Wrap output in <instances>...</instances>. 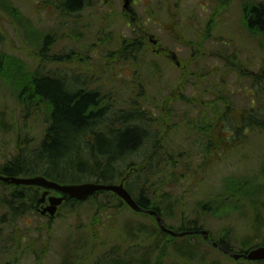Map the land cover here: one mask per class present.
Masks as SVG:
<instances>
[{
    "label": "rangeland",
    "instance_id": "rangeland-1",
    "mask_svg": "<svg viewBox=\"0 0 264 264\" xmlns=\"http://www.w3.org/2000/svg\"><path fill=\"white\" fill-rule=\"evenodd\" d=\"M123 2L85 0L83 10L60 17L64 14L58 0H0V53L19 59L22 70L25 69L23 72L39 71L44 75L64 77L68 88L69 84H78L83 90H98L104 100H112L116 111L142 110L152 126L150 130H155L160 137L165 134L161 147L166 145L167 156L173 157L178 167L186 166L185 149L194 146L196 141L193 134L185 136L188 127L177 130L181 121L179 117L189 110L181 103L180 96L193 98L204 93V101L213 100L212 91L219 87L220 96L228 97L237 114H245L253 98L254 109L264 111V92L255 83L264 74V38L249 33L243 23V6L246 8L251 4V12L252 7L264 6V0H130L129 14L125 13ZM130 15L137 22L128 20ZM143 28L158 40L157 54L153 52L154 46L148 37L144 39L141 35ZM207 31L211 32L208 35L211 38L205 40ZM46 39L52 44L48 55L61 57V63L40 59V55L46 53H41ZM123 41L139 42L135 61L119 58ZM161 49L175 54L184 69L195 50L203 54L187 70L205 77L189 79L178 92L179 99L175 98L167 107L170 94L182 81V70L159 55ZM211 53L224 56L234 53L232 61L244 63L247 78H242L236 71L229 72L218 57L210 56ZM22 70L12 69L10 76ZM4 78L7 75L0 77V164L17 152L18 136L24 141L29 139L26 148L38 145L48 121L44 108L40 114L25 112L15 100L13 86ZM220 108L224 109V106ZM168 110L172 111L171 114ZM235 141L243 143L233 152L226 149L225 154H219L218 150H213L205 165L192 168L191 172L198 176L191 173L189 179L188 174L185 178L183 172L187 166L177 168V176L165 180L161 190L156 184L166 177L164 174V178L159 175L154 186L149 185L146 189L151 198L160 199L161 194H169L171 197L158 200L163 204L162 209L169 204L177 216H184L186 224L195 221L199 230L208 232L210 240L226 241L233 252L240 253L262 242L264 193L257 200L260 205L249 208L245 205L248 198L242 193L233 197L226 190L225 183L238 179L234 182L236 186L242 182L241 186L245 187L243 183L247 178L253 183L260 182L264 133L253 131ZM154 150L152 142L147 143L125 161L122 168L130 163L146 167L149 164L146 163L147 157ZM187 150L192 153L190 148ZM150 161L152 166L165 165L163 155H157L155 159L152 155ZM208 165L212 167L208 169ZM83 170L79 168L77 174L69 175L67 179H83ZM144 175L132 177L129 181L135 180L137 188V184L141 186L145 179ZM166 175L169 176L168 172ZM11 187L0 186V264H61V249L65 247L72 251L65 257L81 260L77 262L81 264H127L129 259L140 257L147 264H186L176 256L177 244L183 247L185 257L194 256L187 261L188 264H264L233 260L209 248L201 236L176 243L165 242L155 248L156 237L145 238L146 234L138 230L142 224L151 230L148 227L154 226L151 219L124 207H120L121 210L95 209L86 203L60 210V216L51 224L47 219L29 213L8 224L2 219L8 208L16 207L17 202L11 197L14 192ZM138 194L136 190L135 195ZM165 219L166 225L175 228L181 224V220ZM138 236L144 238L139 241L140 254L137 250H129L136 244ZM12 240L18 243L31 240L30 253H24L22 247ZM24 243L21 244L24 246Z\"/></svg>",
    "mask_w": 264,
    "mask_h": 264
},
{
    "label": "trees",
    "instance_id": "trees-1",
    "mask_svg": "<svg viewBox=\"0 0 264 264\" xmlns=\"http://www.w3.org/2000/svg\"><path fill=\"white\" fill-rule=\"evenodd\" d=\"M58 1L59 6L61 4L60 9L67 12L63 13L64 16L79 12L85 5V0ZM221 6L226 5L222 4ZM247 8L248 7H243V9H245L243 23H245L248 29L247 31L251 34H260L259 36L264 38V6L260 4L257 8L253 9L252 12H249ZM12 13L18 15L17 12ZM249 15L253 17L252 19L250 18V20L246 18ZM210 31H207V36L204 38H208L209 33H211ZM138 46L139 43L136 41L134 43L132 41H123L118 52L119 58L127 62L135 61L136 55L138 54L136 52L139 51ZM51 47L52 44L47 43L46 39L43 42L44 49L41 52L46 53L40 55V59L50 63H61V57L48 55ZM232 58L233 56L224 60L225 66L238 71V74L243 76L244 73L242 69L238 64L232 61ZM16 68H20L21 70L23 68L19 59L0 53V77H5V75H7V78L4 79L13 86L16 102L25 108V112L27 111L30 114H40L44 108V115L47 116L48 121L41 142L38 145L26 148L29 139L27 138L24 141L18 136V144L16 146L17 152L10 156L8 160H5L3 164H0V175L11 177L40 175L59 184H76L83 181L112 184L123 180L126 174L132 169H137V165L134 163H130L124 168H122V165L143 147L140 143L142 139H144L147 129L144 128L146 126L140 125V122L143 121V117L139 115L142 114L140 113V109L119 110L118 112H114L116 110L114 104L111 103L112 100H104L98 90L88 93L84 90L75 91V89H77L76 85L69 84L71 86L68 88L64 77L44 75L39 71L28 73L23 72L25 70L23 69L10 76V70L12 71V69ZM183 71L181 78L182 85L185 84L186 79L188 81L192 77L200 79L205 77L191 72L187 74L185 70ZM12 78L14 80H12ZM255 83L256 86H259L261 91L264 92V74L261 78L256 79ZM203 95L193 96V98L179 97L181 103L190 108L179 117L181 121L177 125L182 128H190V132L192 134L194 133L196 136L203 135L205 140L208 139L209 145L211 144L214 148L217 146L218 152H220L221 147L223 150L224 143H228L225 138L221 137V133L223 132H230V143H235V145H233V143L231 144L229 150L242 144V141H239V144H236L237 142L235 141V130L237 128H239V136L244 132L243 129L264 133L263 109H250L246 111L245 114H237L229 99L220 96L221 91L219 87H215L212 91L213 100L206 102L204 101L206 98ZM166 102L169 104L171 102V97ZM220 103H222L224 109L219 107ZM196 107L203 111L200 113L195 111L194 108ZM206 110H208L210 114L204 113ZM120 112L124 114L122 120L126 122L125 127L127 128L125 130L115 131L113 128H110V131H108V139L98 134L94 137L95 143L92 147L90 146V148H88L89 145L86 143L83 144L88 132L92 133L96 129L103 127V119L101 120L97 118V116L104 114L105 119H108L104 124H112V127H114L115 120L113 121V118H110L109 114H119ZM171 112V110H168V114H171ZM96 118L97 125L99 126L92 124ZM98 120H100L99 123ZM31 142H29V144H31ZM152 143L153 147L156 148L157 141L154 140ZM83 145H85V148ZM160 151L161 150H159V152ZM160 155H163V161L165 162L164 166L160 167L157 165V167H146L142 172L134 174L133 176L140 177L142 174H145V179L142 180L141 186L137 184L136 188L135 180L130 182L129 179L125 181V187L128 192L134 196L133 198L141 208L156 211L160 214L161 218H163L164 222H166L165 218L167 217L173 220H181L179 228L169 227L174 232L195 231L199 229L196 227L195 221H193L192 224L188 222L186 224L184 222V216L181 214L177 216L173 211L174 208H171L169 204L166 206V209L163 207L166 213L163 211V204L159 203L158 200L171 197L169 194H161L159 196L160 199L156 197L151 198L146 188L149 185L154 186V180L158 179V176L161 175L163 178L166 176L163 180H158L156 184L161 190L166 184L165 180H171L177 176V168L184 169V167L187 166V170L183 172L186 173L183 174L186 178L191 170L190 165H192V161L196 155L189 156L187 154L188 159H186V166L179 167L177 166L178 162L174 161L173 157L170 155L167 156L165 149L162 148ZM262 163L263 165L261 164L259 172L261 177L259 183H253L249 178L245 179L246 183H243L245 187L241 186L242 182H240V186H236L234 182H237L238 179H232L225 183L226 190L229 191L233 197L236 196L235 194L242 193L244 197L248 198L249 202H246L245 205L249 208L258 207L260 204H257V200H259L264 193L263 157ZM79 168L85 169L81 172L83 179L68 180L67 177H70L72 174H77L76 170L79 171ZM166 172H168L169 176L166 175ZM132 173H134V171ZM2 185L3 184L0 183V186ZM136 190L139 191L138 196L135 195ZM14 192V195H12V193L11 197L17 202L16 207L11 208H15L17 214L28 212L35 208L38 199V195L35 191L28 188H14ZM86 203L98 208L124 206L119 199L106 192L95 194L93 197L89 198ZM86 203L70 202L64 207H77ZM262 207L263 205L261 208ZM150 219L152 223H154V226L149 230L144 224L141 232L146 234L145 238L153 239L156 237V242L154 244L155 248L164 245L165 242L171 243L174 241V243H176V241H184L185 239L200 238V236H189L182 239L174 238L159 231L155 225V221L152 218ZM218 244L226 250L233 252V248L226 241L222 240L218 242ZM256 246H264V236L262 237V242ZM155 248L153 250H155ZM182 249L183 247L177 244L175 250L177 253L176 256L180 259L182 258L183 263L188 264L187 261L194 258V256L185 257ZM243 252L245 251H241L240 253ZM142 264H147V262L143 260Z\"/></svg>",
    "mask_w": 264,
    "mask_h": 264
},
{
    "label": "water",
    "instance_id": "water-1",
    "mask_svg": "<svg viewBox=\"0 0 264 264\" xmlns=\"http://www.w3.org/2000/svg\"><path fill=\"white\" fill-rule=\"evenodd\" d=\"M127 5L125 4V7ZM153 44H156L154 41ZM179 65V63H177ZM0 182L5 184H12L16 186H22V187H29V188H38L43 189L44 192L42 193V198L40 200V203H44L45 196L49 195L50 193H53L52 196L48 198V204L41 210L42 215H47L50 219L53 218L57 210L60 206H62L65 202L75 200L78 202H84L89 197L94 195L97 192L100 191H107L118 197L120 200H122L127 207H129L132 211L136 213H146L152 217H154L159 229L162 232L168 233L169 235L173 237H183L185 235H189L192 232L189 233H178L173 232L169 229H167L159 214L155 211L151 210H144L141 208L130 196V194L127 192V190L124 188L123 183L120 184H97L92 182H84L79 184H58L54 181H49L43 176L36 175L31 176L28 178H18V177H11V176H3L0 175ZM202 235L203 239L207 242H209L208 233L205 231H197L193 232ZM212 247L220 250L224 254L228 255L234 260L244 259L246 261H263L264 260V247H257L254 248L246 253L242 254H234L231 253L221 246H219L216 243H210Z\"/></svg>",
    "mask_w": 264,
    "mask_h": 264
},
{
    "label": "flooded vegetation",
    "instance_id": "flooded-vegetation-1",
    "mask_svg": "<svg viewBox=\"0 0 264 264\" xmlns=\"http://www.w3.org/2000/svg\"><path fill=\"white\" fill-rule=\"evenodd\" d=\"M84 7H85V5L82 7V9L81 10H83L84 9ZM66 12V11H65ZM129 13H130V11H129ZM130 17L133 19V20H135L133 17H132V15H130ZM143 36H146L147 37V34H145V35H143ZM148 41H149V36H148ZM160 52H162L163 53V56L164 57H166V58H170V59H172L173 58V55H171V53L169 52V51H165L164 49H161V51ZM82 89H80L79 91H81ZM99 109H102V108H99ZM107 116H108V114H107ZM126 116V115H125ZM109 117L110 118H113V121L115 120V122H114V124H115V126H114V130L115 131H118V130H120L121 128H122V125L125 123L126 124V122H123V120H122V118L124 117V114H121V112L119 113V114H109ZM97 118H99V119H103L102 120V124H104L105 122H107L108 121V119H105V116H104V114H100V116H97ZM97 118L95 119V121L92 123V124H95V123H97ZM100 122V120H98V123ZM144 128H146V127H144ZM168 128V127H167ZM149 130V129H148ZM245 130V129H244ZM237 131H239V128H237L236 129V132ZM146 134H145V137H144V139H142V141H141V143H140V145L141 146H146V144L148 143V144H150L151 142H154V140H157V138L155 137V133L153 132V131H151V130H149V131H146L145 132ZM225 135H224V132L223 133H221V137L223 138ZM227 136V135H226ZM104 138H107L106 136H103ZM165 134L162 136V137H160V141H162L163 139H165ZM108 139V138H107ZM227 140H230L229 139V137H227L226 138ZM84 143H86L87 145H89V147L88 148H90V146L92 147L93 145H94V143H95V138H94V136L93 135H90V133L88 132L87 133V135H86V138H85V142ZM83 147L85 148V145H83ZM220 153H223V150H222V147H221V150H220V152H219V154ZM200 163H206V161L205 160H201L200 161ZM32 191H33V189H31ZM34 190H36V189H34ZM37 194H38V199H37V203H38V200H39V198H40V196L42 195V192L41 191H38V190H36L35 191ZM48 198H49V196L47 195L45 198H44V205L46 206L47 205V200H48ZM40 200H41V198H40ZM40 202V201H39ZM109 209V208H108ZM114 209H118V210H121V208H114ZM13 211H16L15 209L13 210L12 208H8V212H7V214H6V216H4L3 217V219H2V221H8V224H11V223H14L15 221H16V219H18V216L21 218L23 215H25V214H35V215H38L41 219H47V221L49 222V224H51L52 223V221L54 220V219H56V218H58L59 216H60V213H58L57 215H55V217L53 218V219H49L47 216H42L40 213H39V206H37L34 210H32L31 212H22V213H20V214H17V213H15V212H13ZM17 214V215H16ZM8 217H9V219H8ZM139 230V229H138ZM139 237V236H138ZM141 239H140V237L137 239V240H135L136 241V244H133V245H131L130 247H129V250H137L138 252H139V254H140V249H139V241H140ZM12 242H16L17 243V245L19 246V247H22V251L24 252V253H30V245H31V240H29V241H21V243H23V242H25L24 243V246L21 244V243H18V241L17 240H12ZM33 244V243H32ZM61 251H62V263L61 264H81V263H77V262H80L81 260H79V261H75L73 258L72 259H69V258H66L65 256H67V255H69L70 253H72V251H71V249L70 248H68V247H65V248H62L61 249ZM26 256H29L30 257V255H26ZM142 258L140 257L139 259H129L128 260V262H127V264H142Z\"/></svg>",
    "mask_w": 264,
    "mask_h": 264
},
{
    "label": "bare ground",
    "instance_id": "bare-ground-1",
    "mask_svg": "<svg viewBox=\"0 0 264 264\" xmlns=\"http://www.w3.org/2000/svg\"><path fill=\"white\" fill-rule=\"evenodd\" d=\"M96 124V126H99V125H97V123H95ZM95 124H93V125H95ZM114 125V124H113ZM102 126L103 127H100L99 129H96L94 132H92V133H90V135H93L94 137H95V135H98V134H101L102 136H106L107 138H109V132L108 131H110V128L112 129L113 128V130H114V127H112V124H102ZM115 126V125H114ZM126 126V124L124 123L123 125H122V128L120 129V130H125L127 127H125ZM87 135V134H86ZM145 136V135H144ZM82 140H84V139H82ZM82 146V145H81Z\"/></svg>",
    "mask_w": 264,
    "mask_h": 264
}]
</instances>
